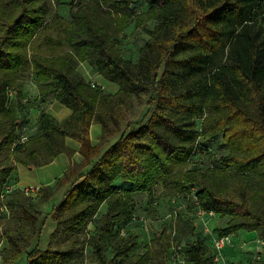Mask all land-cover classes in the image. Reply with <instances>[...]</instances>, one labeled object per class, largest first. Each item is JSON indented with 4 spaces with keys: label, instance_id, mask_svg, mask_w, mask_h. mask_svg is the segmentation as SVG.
Wrapping results in <instances>:
<instances>
[{
    "label": "trees",
    "instance_id": "1",
    "mask_svg": "<svg viewBox=\"0 0 264 264\" xmlns=\"http://www.w3.org/2000/svg\"><path fill=\"white\" fill-rule=\"evenodd\" d=\"M144 1L149 8L137 24L146 19L156 24L133 61L82 1L67 26L65 42L72 49L30 60L28 45L46 19L47 0H0V89L14 86L31 62L40 93L51 87L55 99L72 109L64 122L43 112L37 132L24 142L18 139L15 101L0 121V247L8 243L0 257L5 263L15 264L26 253V264H87L89 248L93 264H166L152 262L150 245L130 254L138 236L127 228L136 221L145 224L144 217H133V194L148 192L152 200L159 180L173 193L175 213L192 203L190 234H196L198 209L215 212L224 206L230 219L219 236L239 229L264 236V64L258 62L257 38L248 32L251 24L264 22V0ZM77 35L92 39L78 42ZM227 50L228 61L223 59ZM95 51L102 54L95 61L98 72L119 84L115 93L72 78L79 75L75 59L86 60ZM150 89L157 95L149 101L153 111L147 122L100 152V143H92V124H101L103 135L109 115L118 116L134 95ZM67 137L79 142L83 161L69 165L54 187L40 186L36 196L6 188L13 162L29 168L49 164L68 151ZM218 138L227 149L220 157L208 145ZM229 180L236 183L238 197L226 195ZM66 183L63 198L51 209L56 229L44 249L39 237L46 218L37 202L51 200ZM152 241L161 246L163 258L173 249L165 230ZM185 258L191 264H217L200 237L189 244Z\"/></svg>",
    "mask_w": 264,
    "mask_h": 264
},
{
    "label": "rangeland",
    "instance_id": "2",
    "mask_svg": "<svg viewBox=\"0 0 264 264\" xmlns=\"http://www.w3.org/2000/svg\"><path fill=\"white\" fill-rule=\"evenodd\" d=\"M78 1L90 7L95 18V22L105 25L109 32L117 39L118 47L123 55L133 61H137L140 48L149 38L150 30L155 26L156 21L146 19L143 24L138 25V17L145 14L149 5L144 0H47L49 11L43 25L37 30L34 37L28 45L29 59L34 55H58L71 50L70 43L65 42L67 39V26L73 19V9L77 8ZM127 14L128 17H127ZM123 26V27H122ZM119 27H122L119 31ZM251 36H255L258 41V62L264 64V22L262 24H251L248 30ZM92 36H76L78 42L90 41ZM102 54L94 52L86 60H76L77 70L79 75H73L72 78L76 81L82 77L87 82H93L97 88L107 93H115L119 89V84L105 79L97 70L95 61ZM230 51L227 50L223 59L230 60ZM91 84V83H90ZM157 92L154 89L144 91L134 95L132 100L128 101L121 107L118 116L109 115L107 117V129L102 135V125L94 123L91 126V139L93 144L100 143V152L105 151L109 146L115 143L123 133L136 130L147 122L153 106L149 103L150 99H154ZM11 101H15L17 105V116L19 126L17 133L21 136L29 138L38 130L39 118L43 112L52 113L55 115L58 122H64L72 114V109L57 101L54 97L52 88L47 89L45 93H40L39 85L36 81V76L31 66V62L26 64L19 74V79L14 86H5L0 89V121L4 119V113ZM196 122V121H195ZM198 122V121H197ZM102 135V138H101ZM18 138V139H19ZM207 142V141H206ZM17 140L11 146L13 147ZM66 143L68 151L60 154L56 160L40 167L29 168L12 163L14 171L10 177L6 188L13 190L14 188H25L28 186H43L48 185L54 187L56 180L63 175L66 168L83 161V156L78 151L79 142L75 138L67 137ZM209 147L216 153L217 157L227 153L224 142L221 138L213 141H208ZM6 152L4 155H7ZM91 164L86 165L81 171L85 172ZM20 168V171L18 169ZM80 171V172H81ZM70 183H66L63 187L58 188L54 197L48 201L37 202V207L42 211V220L46 218L45 226L39 237L40 246L47 248L51 233L56 229V222L51 216L53 205L57 204L63 198L64 193L68 189ZM228 196H239V190L236 183L229 180V187L226 190ZM32 196H36L33 193ZM173 193L169 192L164 186L163 180H159L153 187L152 200L149 199V194H140L137 203L138 207L134 211V219H148L147 227L151 238L166 231L169 234L174 251H180V255L185 262L180 264H191L185 258V252L189 244L193 240L190 236L191 227L188 225L193 221L194 209L192 203L189 202L188 207L177 208L175 213L173 209L177 203L171 201ZM150 200V201H149ZM106 209L104 204L97 216L101 215ZM224 206H218L214 214L207 216L210 220L199 229V233L204 232V240L207 242L208 256L214 258L216 252L210 245L214 237L219 236L218 229L226 227L230 216L223 212ZM151 218V219H150ZM205 221H208L205 217ZM139 226L140 222L136 221L131 226ZM130 232H138L131 230ZM207 227V229H206ZM92 225L89 229H92ZM181 230V231H180ZM247 229H244V231ZM243 232V230H241ZM118 232V231H117ZM154 235V236H153ZM232 244L230 248H225L222 253V260L217 264H258L264 260V244L260 251L255 253V244L251 238H246L237 231L230 233ZM119 238H122L120 235ZM258 238L255 242L258 247ZM7 241H3L1 249L7 246ZM35 244V241L33 242ZM152 250V262H161L163 259L166 264H172L171 255L173 252L170 248L167 257L162 253V248L159 244L151 241L149 244ZM180 247V249H178ZM256 247V249H257ZM242 253V255H241ZM245 253V254H244ZM91 251L86 249L87 264L91 263ZM252 254L254 255L252 257ZM245 262V263H244ZM27 255L23 253L15 264H26ZM0 264H7L0 257Z\"/></svg>",
    "mask_w": 264,
    "mask_h": 264
},
{
    "label": "crops",
    "instance_id": "3",
    "mask_svg": "<svg viewBox=\"0 0 264 264\" xmlns=\"http://www.w3.org/2000/svg\"><path fill=\"white\" fill-rule=\"evenodd\" d=\"M56 160V159H55ZM18 171H20V168L18 169ZM145 193H148V192H135L134 194H133V197H134V200H135V203H136V205H135V208H137L138 207V203H137V200H138V198H139V196H140V194L141 195H143V194H145ZM149 194V193H148ZM149 197H150V195H149ZM181 205H183V206H181V207H179V208H182V207H184V206H186V205H184V204H181ZM206 218H207V220L208 221H206V223H207V225H208V222H210L209 220V218L206 216ZM151 219V218H150ZM132 223V222H131ZM195 226H196V234L195 235H192V234H190V236H191V238L193 239L192 241H194V240H196L197 239V237H200V238H202V239H204V236L205 237H207V234H205L204 232H201V233H199V229H201L202 227H203V225H204V223H203V221L202 220H198V221H196L195 223ZM131 230H137L138 229V232H136V234H137V236H138V243H137V245L134 247V249L131 251V253L130 254H135V253H142V252H144L145 251V249L147 248V246L151 243V241H152V239L154 238V237H152L151 238V235H149V232H148V227L146 228L145 227V225H144V223L142 222V223H140V225L139 226H131ZM241 230H243V232L241 231ZM181 231V230H180ZM236 232V231H235ZM237 232L239 233V234H241V235H244V237H246V238H251V239H253L251 242H252V245H253V242H254V244H255V253H256V251H257V249H256V247H257V243L255 242V240H256V238H258V237H260L259 236V234H258V232L257 231H255V230H245L244 231V229H239V230H237ZM161 233V232H160ZM154 236V235H153ZM191 241V242H192ZM205 241V240H204ZM233 242L231 241L230 243H228L226 246H225V248H230V246H231V244H232ZM205 245H206V248H207V242L205 241ZM212 247H213V240H212V244H210ZM224 248V249H225ZM245 254V253H244ZM241 255H242V253H241ZM254 255L252 254V257H253ZM263 260H261V262H262ZM245 263V262H244ZM172 264H178V263H172ZM258 264H260V262L258 263Z\"/></svg>",
    "mask_w": 264,
    "mask_h": 264
},
{
    "label": "built area",
    "instance_id": "4",
    "mask_svg": "<svg viewBox=\"0 0 264 264\" xmlns=\"http://www.w3.org/2000/svg\"><path fill=\"white\" fill-rule=\"evenodd\" d=\"M92 85L95 86L96 84L92 82ZM19 140L21 142H24L25 140H27V138L21 136L19 138ZM39 190H40V186H38V185L37 186H28V187L23 188V191L27 195H30V196H32L33 193L37 194L39 192ZM213 214H214V211H207V210L202 209V208L198 209L197 213H196L197 217L200 220L204 221L205 224H206L205 217L208 216V215L211 216ZM147 221H148V219L144 218V222H145L144 225H145L146 228H147V224H146ZM206 229H207V227H206ZM231 241H232V237H231L230 234L214 237V239H213V248H214V250L216 252V255L214 256V261L219 262V261L222 260L223 250H224L225 246L228 243H230ZM257 241H258L257 251L259 252L261 247H262V245L264 244V236L258 237ZM178 249H180V247H178ZM172 259H173L174 263H177V262L183 263L184 262V260L180 257L179 251H177V250L173 254Z\"/></svg>",
    "mask_w": 264,
    "mask_h": 264
}]
</instances>
